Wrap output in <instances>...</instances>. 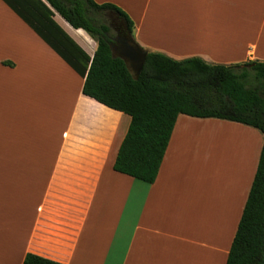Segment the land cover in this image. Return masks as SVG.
Here are the masks:
<instances>
[{"label":"crops","instance_id":"0c3cea01","mask_svg":"<svg viewBox=\"0 0 264 264\" xmlns=\"http://www.w3.org/2000/svg\"><path fill=\"white\" fill-rule=\"evenodd\" d=\"M95 1L123 9L149 51L264 61V0ZM54 18L94 55L85 30ZM84 82L0 0V264L27 253L64 264H227L263 133L180 114L148 183L114 169L131 116L85 95ZM224 130L245 136L225 161Z\"/></svg>","mask_w":264,"mask_h":264},{"label":"trees","instance_id":"16d2710c","mask_svg":"<svg viewBox=\"0 0 264 264\" xmlns=\"http://www.w3.org/2000/svg\"><path fill=\"white\" fill-rule=\"evenodd\" d=\"M79 75L83 93L131 116L114 169L155 182L180 114L241 122L264 135V61L210 63L149 51L138 79L114 57V35L104 20L116 13L134 33V21L113 3L95 0H4ZM55 13L96 41L90 56L55 20ZM23 264H64L27 253ZM227 264H264V143Z\"/></svg>","mask_w":264,"mask_h":264},{"label":"water","instance_id":"95a60500","mask_svg":"<svg viewBox=\"0 0 264 264\" xmlns=\"http://www.w3.org/2000/svg\"><path fill=\"white\" fill-rule=\"evenodd\" d=\"M126 28H127V32L124 36V47L120 51H116L112 43H110V47L112 49L113 56L123 59L132 76L135 79H138L144 67L149 50L142 47L135 40L131 31L128 30L127 25Z\"/></svg>","mask_w":264,"mask_h":264},{"label":"rangeland","instance_id":"374dc122","mask_svg":"<svg viewBox=\"0 0 264 264\" xmlns=\"http://www.w3.org/2000/svg\"><path fill=\"white\" fill-rule=\"evenodd\" d=\"M55 15L56 16H60L58 13H55ZM104 21L109 24L108 16H107V19L104 20ZM63 23L61 22L62 26L64 28H66V30L68 32H70L71 34H73V36H76L74 34V32L66 26L65 22H63ZM70 28H73V27H70ZM90 37H91V44H93L96 47L97 46V41L91 35H90ZM89 49L92 50L91 46L89 47ZM225 131H227V132L225 133V136H224V132ZM224 132H222L223 134L221 136H222L223 139H225V141L222 143L223 144L222 147H221L222 149L220 150V148H219L220 151L218 150L219 152H216V154L217 153H220V154H218L219 155V158H220V156L222 157V155H224L225 157L223 159L225 161L227 159L226 158V155H229V152H232L233 153L232 146H234L239 141V138H243L245 136L243 134H240L239 132L233 131V130H230V131L229 130H224ZM221 136L219 138H221ZM256 140H257V138H255L254 136L253 137L251 136V155L253 153V146L252 145L255 144ZM219 147H220V145H219ZM224 170H225V168H223V171Z\"/></svg>","mask_w":264,"mask_h":264},{"label":"flooded vegetation","instance_id":"af4514ba","mask_svg":"<svg viewBox=\"0 0 264 264\" xmlns=\"http://www.w3.org/2000/svg\"><path fill=\"white\" fill-rule=\"evenodd\" d=\"M109 25L114 33L111 36V43L116 51H120L124 47V36L127 32L126 24L121 16L116 13H109Z\"/></svg>","mask_w":264,"mask_h":264}]
</instances>
